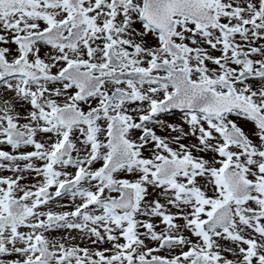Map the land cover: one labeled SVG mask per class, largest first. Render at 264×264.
I'll return each mask as SVG.
<instances>
[{
  "label": "snow or ice",
  "instance_id": "obj_1",
  "mask_svg": "<svg viewBox=\"0 0 264 264\" xmlns=\"http://www.w3.org/2000/svg\"><path fill=\"white\" fill-rule=\"evenodd\" d=\"M0 264H264V0H0Z\"/></svg>",
  "mask_w": 264,
  "mask_h": 264
}]
</instances>
